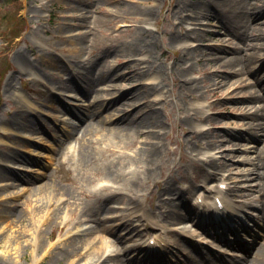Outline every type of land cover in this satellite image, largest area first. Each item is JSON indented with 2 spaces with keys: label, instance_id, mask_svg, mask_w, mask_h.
<instances>
[{
  "label": "rangeland",
  "instance_id": "1",
  "mask_svg": "<svg viewBox=\"0 0 264 264\" xmlns=\"http://www.w3.org/2000/svg\"><path fill=\"white\" fill-rule=\"evenodd\" d=\"M246 1L252 4H255V2L262 4L264 2V0ZM176 3L177 0H0V117H13L10 125H6L0 133V170L3 169L0 175V215L5 211L4 207L7 206H15L24 215L23 222L15 225L11 222V219H6V217L0 219V264H89L93 248L86 249L82 247L81 256L75 257L73 263L67 262L69 259L52 263L49 260V253L46 251L49 244L59 242V239L66 237L69 234L68 230L72 227L71 223L62 229L61 225L64 223H60V216L66 214L69 218L70 211L75 210L76 206L86 203L93 202L94 207L99 205L98 201L94 202L97 197L86 195L85 190H90L96 180L107 178L104 173L105 165L101 167L99 163L105 162L106 157H110V155H106L99 149L94 150L89 166L81 165L80 155L75 150V142L70 134L67 135L66 133L71 130L69 124L75 122V118L70 120L61 118L62 112L57 111L50 104L51 92L47 89L50 88L53 91L52 93L65 100L63 93H66L67 89L76 88L69 85V83H67L68 85L65 83V85L62 82H67L72 72L77 73L75 84L80 87L76 89V92L84 99L83 103L79 104V108H87L96 96L93 94L92 96L84 95L81 90L82 87H85L84 79L87 76H92V71L97 70L98 66L111 61H120L115 69L116 71L128 73L132 67L127 64L128 56L124 55L120 45L126 40L133 39V36H145L150 33L154 37L155 48L157 49L156 56L152 59L157 60L158 63L167 68V72L158 76L155 81H148L144 76L139 77L132 74H127L123 79H116L115 82L122 88L113 90V94L108 95L116 96L123 90L141 84L148 86L156 84L158 91L147 99L153 100L158 97L156 94L160 93L165 98L160 99L161 101L159 100L156 105L160 107L162 117L165 120L161 139L166 148H164L160 164L154 170L152 180L147 182L148 189L138 192L140 206L144 210L155 211L159 214V191H161L162 185L157 183V179L165 175L169 179L172 177L173 184L176 187L187 188L193 185L192 192L187 193L190 209L193 212L191 215L192 220L213 219L212 214L202 213L200 211L202 209L197 206L200 205L199 198L208 193L206 188L210 184L213 187L220 185V181L224 177L207 178L205 175L207 169L212 170L209 164L205 162L207 161L205 158H208L210 154L209 151H213L217 156H221V151L219 152L217 147L211 149L214 145L209 147L207 138H201L197 141L200 144L199 151H197L199 153L197 155L198 159L193 163H189L183 156V149L179 146L183 132L179 116L182 111L196 104H207L209 101L214 100V102H218V105H222L219 100H224L229 95L231 86H228L227 83L220 84L218 94L212 96L210 88L213 87L216 78L215 72L229 74V79L242 75L249 84L247 88H251L259 94V98L252 100V109L261 111L264 105V89L262 88L263 85L257 84V81L261 83L264 81V49L260 50L261 58L257 61L241 60L242 55L247 51L249 40H238L232 33L224 30L222 23L214 12L202 15L198 19L189 18L184 22H180L173 15V8ZM147 8L152 10V14L149 16L141 12ZM82 13L87 14L84 20H73L70 17ZM19 15H22V18H18L21 17ZM95 19L98 21V25L91 30L89 25H93ZM261 19H264V16ZM195 26L204 29L205 39L202 42L204 52H208L207 48L213 42L215 46L226 48V56L233 58L234 61L231 65L220 66L215 61L207 60L206 57L198 62L196 61V63L194 60H190L195 67L190 75L199 78L198 81L203 91L201 97L188 96L184 98L178 95L179 88L175 69V61L181 57L183 53L181 46L184 43L170 42L171 30L169 29L184 32ZM13 28H15L14 30L19 29V31L22 29L23 32L19 37H12ZM146 28L149 30H146ZM208 38H212V41ZM191 42V40H187L185 43ZM194 43L197 44V42ZM96 45L97 47H95ZM19 51H24L26 62L32 64L31 67H26L24 64L25 67L20 65L16 57ZM213 51L217 52L216 50ZM219 53L217 52L215 55ZM147 56L138 54L134 56V59L146 58ZM131 59L133 58L131 57ZM90 64L94 65L92 69H90ZM143 64L146 66L153 63L146 61ZM233 70H242V72L231 75L230 72ZM111 84L113 82L106 79L97 86L101 89ZM128 100L122 98L118 101L117 105L120 110L126 109L127 104L124 102ZM144 100H141V102ZM27 119L30 120L33 127H43L44 131L38 132L39 129L36 131L29 128H20L19 123L26 122ZM235 122L242 125L241 120L235 121L234 115H217L212 121H199V125L222 128L227 127L228 124L235 126ZM252 133L254 139L248 137L235 138L233 141L239 143L237 147L241 150L234 151L226 157L222 156L221 160L228 162V164L232 163L231 167L237 166L241 169L252 167L251 164L240 161L245 157H250L254 161L257 160L258 147L263 143L264 131L257 128L253 129V132L251 130L249 134ZM87 137V141L91 140L90 142L93 145H97L95 142L101 139L98 147L108 141L114 144L117 143V138L109 136L107 138L103 132L93 133ZM126 140L129 141L130 139L127 138ZM222 140H224L222 135L213 137L215 144H219ZM28 141L32 142L29 147H27ZM225 146L232 145L225 142ZM244 148L247 150H244ZM12 151L19 152L27 159L24 161L8 157H5V159L4 155ZM136 151V147L126 149V152L131 154L136 153ZM37 152L42 154L38 155ZM227 152L226 150L224 153ZM191 154L195 155V152ZM29 168L33 169L29 170ZM18 169L34 178V184L17 181V184L10 186L11 179H8L7 176L10 175L11 170ZM27 170L29 171L27 172ZM260 182V178L250 176L238 183V186H249L251 189L245 192L253 193V197H241L238 193L231 192L232 198L237 200L236 207H243V201H255L254 203L259 208L243 207L244 212L239 214L240 216L244 215L245 218L250 215L258 221L256 230L251 232L249 239L242 241L244 243L243 252L234 251L240 256L245 255L246 251L249 258L255 254L261 243H264V201L255 199L259 195L257 188L255 192H252L255 189L254 186ZM44 183L50 185V188L46 187L36 193L28 191L33 185ZM58 189H61V191H58ZM62 190H67L75 197L72 198L68 195L67 198H61ZM48 195H52L51 201H48ZM169 195L168 192L163 193L164 197ZM175 202L177 206L174 208L177 211L185 212L184 208L179 205V200H175ZM111 204L123 205L115 201ZM120 209L122 208L117 207L116 210H119L117 212H122ZM100 212L101 214L98 216L102 219L108 215L105 210H100ZM200 212L202 215H199ZM230 212L232 211L227 209L224 216L228 217ZM75 213L78 214V211L76 210ZM162 218L159 217V219ZM50 219H54L53 222ZM239 220L237 216L235 221L239 222ZM187 221H189V217L183 220V222ZM166 222L168 224V221ZM174 222H179V219L174 220ZM154 224V228L144 230L147 232L148 244H152L150 237L152 233L165 236L167 227L163 223ZM38 225L43 227L42 238L45 239L47 250L35 251L33 246H28L25 240L31 237V229H36ZM203 226H195L197 230H194L193 227L190 232L186 233L192 236L190 238L192 243L205 250H210L211 245L219 244V239L211 234L212 227ZM185 227L187 229L191 228L190 224ZM230 230L231 228L228 229L226 235H231L232 231ZM119 231L125 233L123 227ZM242 234L247 235L245 232H242ZM49 236L51 240L48 239ZM9 237H17L18 239L10 244L8 240H11V238ZM200 237H206L210 244L202 245L196 239ZM104 238L112 237L107 233L97 234L96 244L99 246L100 240ZM222 238H225V233ZM137 239V236L129 238L124 242V246L138 243ZM173 240L176 244H179L180 248L171 246L167 248L168 250L158 251L157 253L165 252L163 254H168L172 259L177 260L178 258H185L187 253L192 252V245L188 238L175 236ZM119 246H122V244H119ZM214 253L217 255H230L227 252ZM168 263L170 262L168 261Z\"/></svg>",
  "mask_w": 264,
  "mask_h": 264
},
{
  "label": "bare ground",
  "instance_id": "2",
  "mask_svg": "<svg viewBox=\"0 0 264 264\" xmlns=\"http://www.w3.org/2000/svg\"><path fill=\"white\" fill-rule=\"evenodd\" d=\"M141 12H144L146 16L152 14L150 8L144 9ZM210 12L215 13V16L222 23L224 30L232 33L235 38H238V40H249V43L247 42V51L242 55L241 60L251 62L261 58L260 50L264 49V19H261V17L264 16V2H262V4L257 2L252 4L246 0H177L173 8L174 17L179 19L180 22H184L189 18L198 19L200 16L209 14ZM70 17L73 18V20H84L87 14L84 15L82 13L80 15H71ZM97 23L98 21L95 19L93 25H89L91 30L96 28L98 25ZM146 30L149 29L146 28ZM165 30L163 29V31ZM169 30H171L169 35L170 42L184 43L181 46L183 53L179 60L175 61V69L177 71L176 81L179 88L178 95L184 98L188 96L201 97L203 90L200 87L199 78L190 75L195 68L194 63L190 60H194L196 63V61L198 62L206 57L207 60L215 61L219 63L220 66H227L231 65L234 59L226 56V48L215 46L213 42L209 44L207 48L208 52H204L202 42L205 39V34L203 33L204 29L200 26H195L184 32L173 31L172 29ZM208 39L212 41V38ZM187 40H191L192 42L185 43ZM194 42H197V44ZM97 45L95 47H97ZM113 46L110 47L112 48ZM120 46L124 55L128 56L127 58L129 60L127 64H129L132 69H130L128 73L116 71L115 69L120 64V61L107 62L106 64L98 66L97 70L94 69L92 71V76H87L84 79L85 87H82L81 90L85 96H92L93 94L96 97L87 108H79L77 111H73V117L68 115V111L66 112L68 106L64 99L52 93L53 91L50 88L47 89V91L51 92L50 104L57 111L62 112L61 118L65 120L75 118V122L69 124L71 130L66 133L67 135L70 134L75 142V150L77 154L80 155L81 165L89 166V162L91 158H93V151L97 149L104 152L106 155H110V157H106V163H99L101 167L105 165V172H103L107 178L96 180L90 190H85L86 195L97 197L94 202L98 201L99 205L94 207L95 205H93V202L86 203L76 206L74 208L75 210H72L73 212L70 211L69 218H67L66 214L60 216V223H64L61 225L62 229L71 223L72 227L68 230L69 234L66 237L59 239V242L57 241L56 243L49 244L48 250L44 242L45 239L44 237L42 238V234L44 233L43 227L38 225L36 229L32 228V231L30 230L31 237L25 239L28 246H33L35 251L47 250L46 252H48L50 256L49 260L52 263L62 259H69L67 262L73 263L75 262V257L81 256L82 247H85L86 249L93 248L89 264H264V243H261L257 251H255V254L249 258L248 252L246 251L243 256L217 255L210 250H205L197 246L188 239L192 245V252L187 253L185 258H178L177 260L172 259L168 254H163L165 252L157 253L156 248L147 243V232L144 230L154 228V223H163V225L167 227L165 234L167 238H170L167 243H164L166 247L164 251L171 246L180 248L179 244H176L173 238L175 236L187 237L186 232H189V230L185 232L186 229L184 227H180V229L179 226L183 225L185 223L183 220L188 217V222H190V220L192 221L191 215L193 212L190 209V201L188 200L189 195H187V193L192 192L193 185L187 188L176 187L173 184L172 177L169 179L168 176L162 175L157 179V183L162 185L161 191H159V214L155 211L151 212L141 208L138 192L148 189L147 182L152 180L154 170L156 166L160 164L164 148H166L165 143L162 142L161 139L165 120L162 117L160 107L156 105L158 101L164 97L163 94L160 93L156 94L160 98L155 97L153 100L147 99L158 91V86L156 84L150 86L141 84L140 86L123 90L116 96L108 95L113 94V90H120L122 88L115 82L116 79H123L127 74H132L139 77L144 76L148 81H155L158 76L167 72V68L158 63L157 60L152 59V57L156 56L155 53H157V49L155 48L154 37L151 36L150 33L145 36H133V39L126 40ZM213 50L220 53L215 55L217 52ZM101 51L103 52V49ZM138 54L148 56L146 58L134 59V56ZM130 56L133 59H131ZM16 57L21 66H32V64L26 62L24 51L17 52ZM146 61H150L153 64L145 66L143 63ZM89 66L90 69H92V66L94 67L93 64ZM241 72L242 70H233L230 74H240ZM215 74L216 78L214 79L213 87L210 88L211 95L215 96L218 94L219 85L224 83L231 86L229 95L224 100H219V103L222 104L221 106L218 105L217 101L214 102L213 100L209 101L207 104L190 106L189 109L181 112L179 120L183 132L179 146L183 149V156L189 163H193L198 159L197 155L199 153L197 151H199L198 148L200 144L197 141L201 138H207V145H209V147L214 145L211 149L217 147V150L219 152L221 151V156H217L213 151H209L210 154L208 158H205V160H207L205 162L209 164L212 170L207 169L205 175L207 178L224 176L221 182H229V185L226 190H222L219 186L212 187L210 184L207 190L214 193V195L211 196L207 193L205 197L202 198V200L211 207L212 212L218 217L225 213V209H213L214 197L218 195V193H221L223 196L224 208L227 207L233 211L242 212L241 208L238 209L236 207L237 200L232 198L231 192L234 191L241 197H253V193L245 192L251 189L249 186H238V183L242 179H248L250 176L261 179V182L254 186L255 189L252 192H255L257 188L259 195L257 197L255 195V199L264 201V137L263 143L258 147L259 154L257 160L254 161L250 157H245L240 161L242 163H249L252 167L246 169H241L237 166L231 167L230 165H233L232 163L228 164V162L221 160L222 156L226 157L234 151L241 150V148L237 147L239 143L233 141L235 138H253V133H249L251 130L253 132V129L257 128L260 131H264V105L261 111H258L259 109H252V100L259 98V94L257 91L247 88L249 84L242 75L229 79V74H225L224 72H215ZM76 76L77 73L72 72L67 82L62 83H69V85H73L76 89H79L78 87L80 86L75 84ZM106 79L112 81L113 84L101 89L98 88L97 85ZM257 84L263 85L262 88L264 89V81L262 83L257 81ZM76 89H67L64 94L82 99L83 97L76 92ZM122 98L129 99L124 102L127 104L124 110H120L117 105L118 101ZM141 100L144 101L141 102ZM54 101H56L57 104L54 103ZM69 101L75 105L79 104V101H74V99ZM217 115H234L235 121L241 120L242 125L236 122L235 126L228 124L227 127L222 128H217V126L202 127L199 125V121H212ZM12 118L13 117H0V133H2V129H5L6 125H10L13 120ZM19 125L22 129L29 128L36 131L39 129L38 132L41 130L44 131L43 127H33L29 119H27L26 122L19 123ZM99 132H103L107 138L108 136L117 138V143L114 144L108 141L104 145L98 147L101 139L95 142L97 145H93L90 142L91 140L87 141L88 135ZM217 135H222L224 137V140L219 144H215V141H213V137ZM127 138L130 140H126ZM225 142H229L232 146L226 147ZM31 144L32 142L28 141V145H26L29 147ZM133 147L137 148L136 153L131 154L126 152V149H131ZM208 149L211 150L210 148ZM226 150L228 152L224 153ZM244 150L247 149L244 148ZM188 152L190 153L189 155L187 154ZM192 152H195V155L191 154ZM37 153L38 155L42 154L41 152ZM5 157L20 161L27 159L26 156L20 155L17 151L5 154L4 158ZM38 163L41 165L40 162ZM32 169L33 168H29V170ZM2 170L3 169L0 170V175ZM29 170H27V172ZM7 178L11 179L10 186L17 184V181L34 184V178L26 175L20 169L15 171L11 170ZM46 187L50 188V185L47 183L33 185L28 191H34L36 193ZM58 191H61V189H58ZM62 191L63 194L61 198H67L68 195L70 197L72 196V198L75 197L67 190ZM164 192H168L173 196L169 195L164 197ZM51 196L52 195H48V201L52 200ZM175 200H179V205L184 208L185 212L177 211L174 208L177 206ZM113 201L123 205H112L111 202ZM254 202L255 201H243L242 205L243 207H256L259 209L258 205ZM117 207H121L122 209L120 210H122V212H117L119 211L116 210ZM4 210L5 211L0 215V219L5 217L6 219H11L14 225L23 222V212L15 206L4 207ZM36 210L35 213L37 214ZM76 210L78 214L75 213ZM100 210H105L108 213L103 219L98 216L101 214ZM205 210H208L206 213L210 214V209ZM235 215L236 214L233 216ZM160 216L163 218L159 219ZM176 219H179V222L175 223L174 220ZM50 220L53 222L54 219ZM193 220L195 223L193 225L195 226L204 227L203 225H209V227L214 228L215 235H217L216 232L218 231L216 228H221L226 225L224 221L222 224L216 226L217 221L212 218ZM166 221H168V224ZM121 227H123L125 233L119 231ZM101 233L110 234L112 238L100 240V245L98 246L96 244V235ZM135 236L138 238V243H133L127 247L124 246L126 240ZM151 236L155 241L160 242L161 237L159 234L152 233ZM17 239V237H12L11 240L9 239L8 241L12 244V241H17ZM48 239L51 240L50 236ZM119 244H122V246H119ZM234 246L238 249L243 248V244L241 243H235ZM218 248L226 249V247L219 245L215 250ZM113 261L114 263H112ZM168 261L170 263H168Z\"/></svg>",
  "mask_w": 264,
  "mask_h": 264
},
{
  "label": "trees",
  "instance_id": "3",
  "mask_svg": "<svg viewBox=\"0 0 264 264\" xmlns=\"http://www.w3.org/2000/svg\"><path fill=\"white\" fill-rule=\"evenodd\" d=\"M15 28H13V35L14 36H17V35H19L20 34V31H19V29L18 30H14Z\"/></svg>",
  "mask_w": 264,
  "mask_h": 264
}]
</instances>
